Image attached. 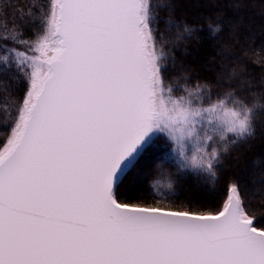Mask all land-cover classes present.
<instances>
[{
  "label": "snow or ice",
  "instance_id": "1",
  "mask_svg": "<svg viewBox=\"0 0 264 264\" xmlns=\"http://www.w3.org/2000/svg\"><path fill=\"white\" fill-rule=\"evenodd\" d=\"M158 8L35 0L33 37L0 32V60L27 82L0 142V264H264V216L237 182L211 206L121 191L161 136L180 169L215 184L223 153L253 132L257 105L166 75L165 31L191 29L161 31Z\"/></svg>",
  "mask_w": 264,
  "mask_h": 264
},
{
  "label": "trees",
  "instance_id": "2",
  "mask_svg": "<svg viewBox=\"0 0 264 264\" xmlns=\"http://www.w3.org/2000/svg\"><path fill=\"white\" fill-rule=\"evenodd\" d=\"M35 0H0V32L19 29L23 38L33 37L39 22L27 15ZM46 2V0H44ZM158 26L164 31L171 21L191 29L176 41L174 30L165 31L172 41L173 59L168 69L172 79L186 75L194 86L206 84L213 93L233 92L254 109L253 132L232 144L223 154L215 184L191 172L164 177L157 170L159 158L172 148L156 140L124 179L121 191L136 194L133 203L156 204L157 192L176 205H217L229 182L240 185L245 199L264 216V0H153ZM34 11V10H33ZM211 25V27H210ZM218 31H212L217 29ZM0 43H3L0 41ZM12 46L11 41L8 42ZM22 51L23 46L17 45ZM0 49V56H3ZM27 82L16 67L0 60V142L5 139V121L14 103L23 97ZM171 184V188L168 185Z\"/></svg>",
  "mask_w": 264,
  "mask_h": 264
},
{
  "label": "rangeland",
  "instance_id": "3",
  "mask_svg": "<svg viewBox=\"0 0 264 264\" xmlns=\"http://www.w3.org/2000/svg\"><path fill=\"white\" fill-rule=\"evenodd\" d=\"M166 75H167L170 79H172V78H171V73H170V70H169V69H167ZM157 140H158V141H162L163 143H169V144L172 146L171 150H170L166 155H164L162 158H159V161H158V164H157V170H158V172H160L161 175L164 176V177H169V176H171L172 174H174V173H176V172H177V173H178V172L187 173L186 170L180 169V168H179V165L176 163V159H177V157H175V154L172 153V149H173L175 146H174L171 142H169V141L167 140L166 137L161 136V137L158 138ZM225 153H226V152H225ZM225 153H223V154H225ZM169 156H171V158L168 159V162H166V163H161V161H162L163 159H165L166 157H169Z\"/></svg>",
  "mask_w": 264,
  "mask_h": 264
},
{
  "label": "clouds",
  "instance_id": "4",
  "mask_svg": "<svg viewBox=\"0 0 264 264\" xmlns=\"http://www.w3.org/2000/svg\"><path fill=\"white\" fill-rule=\"evenodd\" d=\"M217 29H218V26H217Z\"/></svg>",
  "mask_w": 264,
  "mask_h": 264
}]
</instances>
